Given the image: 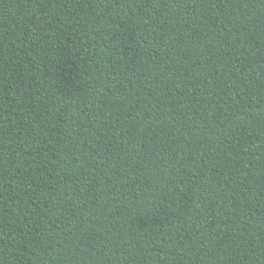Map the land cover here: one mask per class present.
Returning a JSON list of instances; mask_svg holds the SVG:
<instances>
[{
	"label": "trees",
	"instance_id": "obj_1",
	"mask_svg": "<svg viewBox=\"0 0 264 264\" xmlns=\"http://www.w3.org/2000/svg\"><path fill=\"white\" fill-rule=\"evenodd\" d=\"M0 264H264V0H0Z\"/></svg>",
	"mask_w": 264,
	"mask_h": 264
}]
</instances>
